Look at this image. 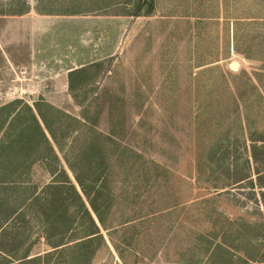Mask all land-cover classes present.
<instances>
[{
  "label": "rangeland",
  "instance_id": "obj_1",
  "mask_svg": "<svg viewBox=\"0 0 264 264\" xmlns=\"http://www.w3.org/2000/svg\"><path fill=\"white\" fill-rule=\"evenodd\" d=\"M37 105L57 134L70 118L62 152ZM15 138L32 154L0 177V264H264V0H0V142ZM63 151L78 173L98 159L109 231ZM70 228L105 243L71 249Z\"/></svg>",
  "mask_w": 264,
  "mask_h": 264
},
{
  "label": "trees",
  "instance_id": "obj_2",
  "mask_svg": "<svg viewBox=\"0 0 264 264\" xmlns=\"http://www.w3.org/2000/svg\"><path fill=\"white\" fill-rule=\"evenodd\" d=\"M82 72H83V70H81V69L76 70L74 72H71L70 77L72 78L73 76L81 74ZM36 107H37V113H38L41 121L45 124V126L47 128V131L51 134L53 140L57 144V147L62 152V145H61L60 141L61 140L65 141L67 138L71 137V135L73 134L72 133L73 131H71L68 128V127H70L69 125L71 124L69 122L70 118L68 116L64 115L62 112L59 113V116H62L65 120L68 121V126L66 128H64L63 130H61V131L59 130V133L57 134V133H55V131L53 129L50 128V122H48L49 119H48V116L46 114V112H48V113L50 112L51 113L55 109L52 106H49V105H45V107H46L45 109L42 108L43 105H41V106L37 105ZM57 118H59V117H57ZM17 120H15V119L12 120L11 119L9 121L10 122L9 123L10 126L14 127L15 124L17 123ZM74 122H76L77 124H80L81 125V129L83 128V124H81V122H79V120H75ZM78 128H80V126ZM74 132L78 133L79 129H77V130L75 129ZM25 133H27L26 130H25ZM23 135H24V133H23ZM23 139H24V136H23ZM23 141L19 142L16 138L14 139V142H18L20 144V146H18L19 148H16L14 146L15 143L14 144L11 143L10 146L7 147L6 145H4V144H2L0 142V157H1V155H4V153H2V151L4 149H7V151L11 152V154H12L10 159H7L8 162H9V166L12 169H6V170L2 169L3 175L0 176V177H2V180H4V179H17V177H14V176L11 177L12 174L16 173V170L21 168V166L19 164L20 163L19 161L12 160V157H14V154L17 153V150L20 149V152L25 151L26 152V153L24 152L25 154H27L28 152L31 153V146L30 145H27V146L23 145ZM27 143H29V142H27ZM27 149H29V150L26 151ZM85 149L87 151H91L89 146L85 147ZM63 153H65L64 159H65L66 163L68 164L69 168L71 170H73L74 167H73V165L71 163L72 162L71 158H69V156L68 157L66 156V152L63 151ZM83 153L86 154V152H83ZM86 157H87V155H86ZM89 159H90V157H89ZM97 163H98V159L89 160V164H88L86 172H79L78 173L74 169L73 173L75 174V178H76L77 184L79 185L80 189L82 190L83 195L86 197L89 205L91 206V209L93 210V212H94L99 224L101 225V227H103V229L105 231H109V229H111V226L103 218V212L101 211V208L97 205V203H99V201H101V200H99L100 199V193L98 192L97 195H96L95 193H93V190H92L94 187L96 188L97 184L100 181L99 178H96V176H97L96 169L98 167ZM83 171H84V169H83ZM45 189H47L48 193H47L46 198L44 199L43 204H46V205L51 206V207H53L54 205H57V202H60L61 198L66 195L64 193L63 188L59 184H52V185H50V187L45 188ZM95 196H98V198L95 199ZM38 201H39V198L37 196L35 198V200H34V203H36ZM62 201L65 202V200H62ZM49 212L53 213L52 210H50ZM56 214H59L57 216L58 218L56 216H55V219H53V217H49L47 219V221L45 222L46 225H48V227L50 225V229H54L56 227V225L58 224V222H60V224L64 225V221H61V218L64 216L63 210H61V209L56 210L55 211V215ZM59 219H60V221H59ZM58 226H59L60 229L62 228L61 225H58ZM72 231H73V228H70V235L73 233ZM69 238H71V241H69L67 243H64V245L65 244L69 245L70 243H72V245L69 246L71 249L85 248V247L90 246L91 244H93V243H95L97 241H100V240H102L103 242L105 241L103 235H101L100 232L99 233L98 232L94 233L93 235H86L85 237H82V238H79V239H77V238L73 239L72 235ZM56 248H58V247H56ZM68 248H67L66 251H69ZM58 251H59L58 253L63 252L62 250H58Z\"/></svg>",
  "mask_w": 264,
  "mask_h": 264
},
{
  "label": "water",
  "instance_id": "obj_3",
  "mask_svg": "<svg viewBox=\"0 0 264 264\" xmlns=\"http://www.w3.org/2000/svg\"><path fill=\"white\" fill-rule=\"evenodd\" d=\"M232 66H233V68H239V64L238 63H234Z\"/></svg>",
  "mask_w": 264,
  "mask_h": 264
}]
</instances>
